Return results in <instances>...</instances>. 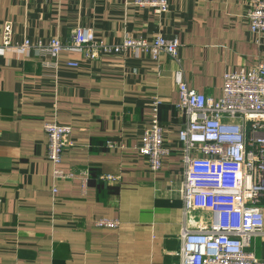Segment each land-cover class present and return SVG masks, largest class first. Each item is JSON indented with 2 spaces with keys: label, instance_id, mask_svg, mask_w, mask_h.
<instances>
[{
  "label": "crops",
  "instance_id": "crops-1",
  "mask_svg": "<svg viewBox=\"0 0 264 264\" xmlns=\"http://www.w3.org/2000/svg\"><path fill=\"white\" fill-rule=\"evenodd\" d=\"M250 5L170 0L169 11L157 16L132 0H0V46L7 22L15 42L33 44L53 37L67 43L78 26L115 45L126 36L181 40L179 60L127 52L90 62L61 51L58 59L78 60V69L54 67L58 59L34 49L0 50V264L181 263L188 219L200 223L211 215L183 212L178 72L190 87L219 98L227 72L264 61V42L245 17ZM154 96L162 99L170 149L158 172L138 152ZM52 121L72 127L75 146L64 152L62 167L73 179L53 176L44 130ZM102 218L120 226L99 228ZM251 250L264 258V234L252 239Z\"/></svg>",
  "mask_w": 264,
  "mask_h": 264
},
{
  "label": "built area",
  "instance_id": "built-area-1",
  "mask_svg": "<svg viewBox=\"0 0 264 264\" xmlns=\"http://www.w3.org/2000/svg\"><path fill=\"white\" fill-rule=\"evenodd\" d=\"M135 5L149 8L160 16L169 11L170 0H132ZM246 20L253 36L264 42V0H251ZM179 36L157 35L152 40L126 36L119 44L96 38L86 26H78L71 40L64 43L53 37L47 42L30 39L15 42L10 22L5 24L0 50L30 55H49L56 59L63 50L73 51L93 62L105 54H144L157 60L167 54L179 60ZM58 61L55 66L78 69L75 59ZM180 99L177 109L185 121L178 130V142L184 163L180 194L183 212H207L210 220L192 223L183 232L180 264H264L251 250L252 239L264 234V61L240 71H229L224 77L222 95L213 98L188 85L182 71L178 72ZM162 99L154 96L138 152L148 160L152 172L162 169L170 154L166 130L160 119ZM48 136L47 156L53 165L55 180L73 179L63 167L64 152L73 148L72 127L57 121L44 124ZM109 147L114 143L108 140ZM83 175L86 192L88 172ZM115 181V176H103ZM57 185L53 194H57ZM99 228H118L119 220H96Z\"/></svg>",
  "mask_w": 264,
  "mask_h": 264
}]
</instances>
